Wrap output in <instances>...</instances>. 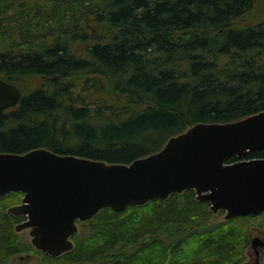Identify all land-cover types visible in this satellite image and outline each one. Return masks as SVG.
Wrapping results in <instances>:
<instances>
[{
	"label": "trees",
	"instance_id": "1",
	"mask_svg": "<svg viewBox=\"0 0 264 264\" xmlns=\"http://www.w3.org/2000/svg\"><path fill=\"white\" fill-rule=\"evenodd\" d=\"M257 3L0 0V77L21 91L0 110V152L129 163L194 123L264 110V17L235 24ZM22 195H0V264L33 251L44 264H240L250 227L264 226L251 214L213 220L210 203L186 189L103 208L70 251L50 256L14 230L25 216L6 209Z\"/></svg>",
	"mask_w": 264,
	"mask_h": 264
},
{
	"label": "water",
	"instance_id": "2",
	"mask_svg": "<svg viewBox=\"0 0 264 264\" xmlns=\"http://www.w3.org/2000/svg\"><path fill=\"white\" fill-rule=\"evenodd\" d=\"M20 88L0 77V110L16 105ZM264 147V110L226 122H197L167 139L157 151L129 163H107L46 148L0 152V195L21 192L6 212L25 216L30 243L50 256L70 251L76 221L103 208L123 210L193 189L224 219L264 212V157L245 158ZM238 160L227 162L229 157ZM264 246L258 236L251 247ZM258 264V254L256 262Z\"/></svg>",
	"mask_w": 264,
	"mask_h": 264
},
{
	"label": "rangeland",
	"instance_id": "3",
	"mask_svg": "<svg viewBox=\"0 0 264 264\" xmlns=\"http://www.w3.org/2000/svg\"><path fill=\"white\" fill-rule=\"evenodd\" d=\"M264 17V3H257L250 11H248L246 14L242 15L239 19L235 21L236 25L239 26H248L250 24L257 23L259 20H261ZM252 215V214H251ZM256 216V219L259 221H264V212L260 214H254ZM224 213H214V219L213 220H220L223 219ZM88 231V227L86 225V222H83L82 224L79 223L78 226V232L79 233H85ZM23 238H26L28 241H30V236L28 234V229L21 230L19 232ZM257 235H264V227H262L260 224L253 225L250 227V240L254 236ZM32 245V244H31ZM34 248V247H33ZM34 250H36L34 248ZM246 259L250 260L249 262L252 263L254 260V251L251 246H249V249L247 251ZM15 264H44L41 260V256L38 253H35L34 251L31 252V254H25L22 255V257H17L14 260ZM260 264H264V251L260 255Z\"/></svg>",
	"mask_w": 264,
	"mask_h": 264
},
{
	"label": "flooded vegetation",
	"instance_id": "4",
	"mask_svg": "<svg viewBox=\"0 0 264 264\" xmlns=\"http://www.w3.org/2000/svg\"><path fill=\"white\" fill-rule=\"evenodd\" d=\"M263 213V212H262ZM81 221H76V224H77V226H79V223H80ZM262 226V225H261ZM262 227H264V226H262ZM73 236V235H72ZM260 239H262V240H264V235L263 236H261V235H257ZM71 239L73 240V238L71 237ZM73 242H74V240H73ZM253 249V248H252ZM253 251H254V260H253V262L252 263H250L249 261L250 260H248V259H244L240 264H254L255 262H256V258H257V254H258V264H260V255H261V253L264 251V246H257V248H256V250L255 249H253Z\"/></svg>",
	"mask_w": 264,
	"mask_h": 264
}]
</instances>
